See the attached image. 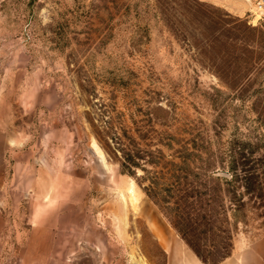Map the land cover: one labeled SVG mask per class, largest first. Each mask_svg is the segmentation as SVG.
I'll return each instance as SVG.
<instances>
[{"label":"rangeland","instance_id":"374dc122","mask_svg":"<svg viewBox=\"0 0 264 264\" xmlns=\"http://www.w3.org/2000/svg\"><path fill=\"white\" fill-rule=\"evenodd\" d=\"M253 1L0 0V264H264V196L225 171L264 132ZM177 151L212 171L184 232L142 188L169 200Z\"/></svg>","mask_w":264,"mask_h":264},{"label":"trees","instance_id":"16d2710c","mask_svg":"<svg viewBox=\"0 0 264 264\" xmlns=\"http://www.w3.org/2000/svg\"><path fill=\"white\" fill-rule=\"evenodd\" d=\"M261 149H264V132L256 133L244 142L237 143L235 148L228 150L226 154L227 160H225V171L233 181L242 186L244 191L242 194H249L258 198H263L264 196V156L258 154L255 156ZM177 152V156L174 153L169 154L172 158L177 157L178 160L177 162L169 161V166H172L169 170V200L160 195L161 191L168 189L164 185L165 183L158 184L156 172H150L152 175L146 176L147 185L142 188L145 196L169 218L173 227L177 231L182 230L181 232H184L187 231V227L184 224L187 214L186 209L191 211L194 208L201 210V207L209 206L208 202L210 200L207 198L209 195L205 189L200 188L202 185L197 179L198 175L208 176L212 171L208 168L201 169L200 166H194L195 156H198L197 153ZM150 157L146 161L156 165V161L152 160V156ZM124 158L119 161L120 167L127 173L133 174V168L140 167V164L135 161L137 156L133 155L132 158ZM193 169H199L202 172H195L196 170ZM142 170L146 173L144 168ZM157 184L164 186V188H159ZM187 244L195 255L204 261L198 250L188 241Z\"/></svg>","mask_w":264,"mask_h":264},{"label":"built area","instance_id":"2783aa9c","mask_svg":"<svg viewBox=\"0 0 264 264\" xmlns=\"http://www.w3.org/2000/svg\"><path fill=\"white\" fill-rule=\"evenodd\" d=\"M254 12L261 14L264 11V0L253 1Z\"/></svg>","mask_w":264,"mask_h":264},{"label":"bare ground","instance_id":"6f19581e","mask_svg":"<svg viewBox=\"0 0 264 264\" xmlns=\"http://www.w3.org/2000/svg\"><path fill=\"white\" fill-rule=\"evenodd\" d=\"M129 193H132V191H131V188H129V191H128ZM134 195V194H133ZM132 202H133V199L131 200Z\"/></svg>","mask_w":264,"mask_h":264}]
</instances>
